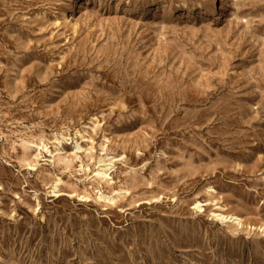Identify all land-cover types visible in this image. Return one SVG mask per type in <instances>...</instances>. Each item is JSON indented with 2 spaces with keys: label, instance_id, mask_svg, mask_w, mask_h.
Instances as JSON below:
<instances>
[{
  "label": "rangeland",
  "instance_id": "1",
  "mask_svg": "<svg viewBox=\"0 0 264 264\" xmlns=\"http://www.w3.org/2000/svg\"><path fill=\"white\" fill-rule=\"evenodd\" d=\"M0 264H264V0H0Z\"/></svg>",
  "mask_w": 264,
  "mask_h": 264
},
{
  "label": "bare ground",
  "instance_id": "2",
  "mask_svg": "<svg viewBox=\"0 0 264 264\" xmlns=\"http://www.w3.org/2000/svg\"><path fill=\"white\" fill-rule=\"evenodd\" d=\"M217 0H212V5H216ZM76 4V3H75ZM45 148V147H44ZM112 164V163H111ZM32 167V166H31ZM100 167V166H99ZM98 170V169H97ZM95 178H98L100 180L106 179L107 177V173L105 171L99 170L94 174ZM98 198H101V196H99ZM105 200L108 199L110 200L111 198H107V197H103ZM113 199H111L112 201ZM236 218V217H235ZM238 219V218H237ZM239 223V222H238Z\"/></svg>",
  "mask_w": 264,
  "mask_h": 264
}]
</instances>
